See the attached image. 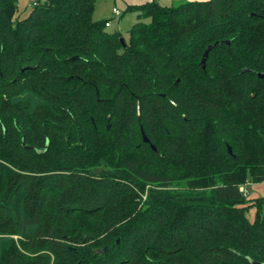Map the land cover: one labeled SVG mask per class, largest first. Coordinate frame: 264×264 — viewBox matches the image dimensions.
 <instances>
[{"label": "trees", "instance_id": "trees-1", "mask_svg": "<svg viewBox=\"0 0 264 264\" xmlns=\"http://www.w3.org/2000/svg\"><path fill=\"white\" fill-rule=\"evenodd\" d=\"M17 4L0 0V264H264V197L241 190L264 182V0L127 6V39L95 0Z\"/></svg>", "mask_w": 264, "mask_h": 264}, {"label": "rangeland", "instance_id": "rangeland-1", "mask_svg": "<svg viewBox=\"0 0 264 264\" xmlns=\"http://www.w3.org/2000/svg\"><path fill=\"white\" fill-rule=\"evenodd\" d=\"M161 5H171L177 4L180 2H185L187 0H156ZM27 0H18V17H24L27 15L31 7L27 5ZM96 9L93 14V20L97 21H104L107 20L110 22V28L106 30L108 32H120L125 39L128 38V32L131 29L132 25L136 22L135 14L126 12L127 6L122 5L119 2H114L113 0H95ZM120 11L121 16L117 19L111 14L112 7H115ZM242 192H247L245 194L247 199L252 200L256 198L264 197V182L260 184H246L241 187ZM255 210L254 208H250L247 213L246 217L249 221L254 220Z\"/></svg>", "mask_w": 264, "mask_h": 264}, {"label": "water", "instance_id": "water-1", "mask_svg": "<svg viewBox=\"0 0 264 264\" xmlns=\"http://www.w3.org/2000/svg\"><path fill=\"white\" fill-rule=\"evenodd\" d=\"M121 42H123V38L120 39ZM226 44H228V42H225ZM219 43H214L212 45H209L205 48L204 50V53H203V56L201 58V61H200V66L201 68L204 70L205 69V64H206V60H207V57H208V54L209 52L218 45ZM259 78H264V74H257ZM91 122H93V120L91 119ZM107 129H109V125L107 126ZM141 137H142V142L145 143V144H149V140L146 138L145 134L143 133V131L141 130ZM150 148L153 150L154 153H156V149L154 148L153 145H150ZM228 153L231 155L232 152H231V149L228 147ZM106 250V249H104Z\"/></svg>", "mask_w": 264, "mask_h": 264}, {"label": "crops", "instance_id": "crops-1", "mask_svg": "<svg viewBox=\"0 0 264 264\" xmlns=\"http://www.w3.org/2000/svg\"><path fill=\"white\" fill-rule=\"evenodd\" d=\"M108 1H110V0H108ZM114 2H119V3H121L122 5H125V6H132V5H141V4H144V3H147V2H150V1H152V0H113ZM167 1V0H166ZM187 1H207V0H187ZM27 5H28V3H27ZM113 9H117L116 8V6L115 7H112V9H111V14L115 17V19L117 18H119L120 16H121V14H119L118 16L117 15H115L113 12H112V10ZM118 10V9H117ZM119 11V10H118ZM120 12V11H119ZM95 21H97V20H95ZM110 22H109V26L107 27V28H110ZM114 32H116V31H114Z\"/></svg>", "mask_w": 264, "mask_h": 264}, {"label": "built area", "instance_id": "built-area-1", "mask_svg": "<svg viewBox=\"0 0 264 264\" xmlns=\"http://www.w3.org/2000/svg\"><path fill=\"white\" fill-rule=\"evenodd\" d=\"M27 2H28V5H29V6H34V5H36L37 0H27ZM112 12H113L115 15H117V16L120 14V12H119L117 9H113ZM108 26H109V22L106 23V27H108ZM245 194H247V192H244V195H245Z\"/></svg>", "mask_w": 264, "mask_h": 264}]
</instances>
